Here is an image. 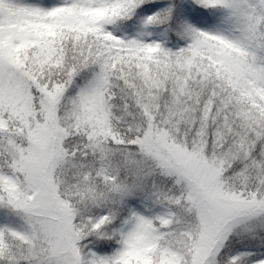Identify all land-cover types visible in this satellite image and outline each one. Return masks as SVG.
<instances>
[{
    "label": "snow or ice",
    "instance_id": "obj_1",
    "mask_svg": "<svg viewBox=\"0 0 264 264\" xmlns=\"http://www.w3.org/2000/svg\"><path fill=\"white\" fill-rule=\"evenodd\" d=\"M0 264H264V0H0Z\"/></svg>",
    "mask_w": 264,
    "mask_h": 264
}]
</instances>
